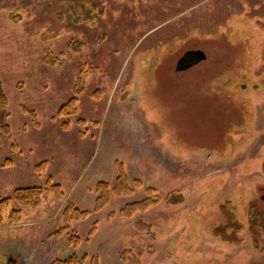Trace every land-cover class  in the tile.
Segmentation results:
<instances>
[{
	"label": "rangeland",
	"instance_id": "374dc122",
	"mask_svg": "<svg viewBox=\"0 0 264 264\" xmlns=\"http://www.w3.org/2000/svg\"><path fill=\"white\" fill-rule=\"evenodd\" d=\"M0 79V199L48 179L64 194L2 212L0 264H264V0H0ZM119 166L132 192L95 210ZM147 186L156 203L119 216ZM68 203L89 213L58 235Z\"/></svg>",
	"mask_w": 264,
	"mask_h": 264
},
{
	"label": "trees",
	"instance_id": "16d2710c",
	"mask_svg": "<svg viewBox=\"0 0 264 264\" xmlns=\"http://www.w3.org/2000/svg\"><path fill=\"white\" fill-rule=\"evenodd\" d=\"M54 60L48 62L52 63ZM76 96L70 97L66 102H64L59 108V114H69L73 113L76 109ZM24 112H28L32 118V121L35 126H38L39 123L36 118V114L33 110L23 107ZM9 115L8 111V100L7 97L2 89L1 79H0V131L4 134H10V125L7 122ZM67 124V122H63V125ZM45 162L42 161L39 166H36V170L38 172L44 170ZM261 170L264 172V157L262 158L261 162ZM47 184L45 186H26V187H17L12 191L10 196H6L0 199V223L2 212L10 206L12 203L16 204L8 214V220L10 223L18 222L20 219L21 209L20 206H37L39 204V199L42 194L44 193H52L57 199H61L64 197L62 190L58 183H52L50 179L47 180ZM50 182V183H49ZM134 183L139 186L140 181L138 179L134 180ZM96 197H95V210H100L103 208L109 201L111 194L115 195H127L132 192V188L128 183L126 178L125 172L121 166H119V171L116 176L114 184L111 186L106 181H98L96 184ZM146 196L144 198L133 200L130 202L125 203L119 209V216L130 218L136 212L144 211L148 207L152 206L158 200V195L156 194V189L151 186L145 187ZM166 200L170 203H178L183 200L182 193L180 191H170L165 196ZM89 212L86 210H82L78 207H75L73 204L68 203L62 210V220L63 226L59 230H57V234L61 235L62 233L66 232L70 228V222L72 220H78L84 218ZM112 214V213H111ZM110 214V215H111ZM136 226L138 229L143 230L144 225L143 223H137ZM249 231L251 237L254 241H256L255 235V228L251 224L249 225ZM221 229H216L217 234L222 233ZM221 232V233H220ZM68 243L72 247L79 246L81 239L76 234H70L68 237ZM86 258V254L79 255L77 253H71L63 258H57L56 260L50 262L49 264H82ZM120 258L122 261L129 263V264H139L138 257L133 255L130 251L124 250L120 253ZM91 264H97L96 258H93Z\"/></svg>",
	"mask_w": 264,
	"mask_h": 264
},
{
	"label": "flooded vegetation",
	"instance_id": "af4514ba",
	"mask_svg": "<svg viewBox=\"0 0 264 264\" xmlns=\"http://www.w3.org/2000/svg\"><path fill=\"white\" fill-rule=\"evenodd\" d=\"M197 53H202L201 51H193V50H190V51H186L179 59H178V62H179V64L181 63V64H186L187 65V63H188V61H192L191 60V57L192 56H194V55H197ZM18 255V254H17ZM17 255H11L10 257H9V261H10V264L11 263H14L15 262V264H17L16 262H18L17 261V258L18 257H16Z\"/></svg>",
	"mask_w": 264,
	"mask_h": 264
},
{
	"label": "water",
	"instance_id": "95a60500",
	"mask_svg": "<svg viewBox=\"0 0 264 264\" xmlns=\"http://www.w3.org/2000/svg\"><path fill=\"white\" fill-rule=\"evenodd\" d=\"M203 57V56H202Z\"/></svg>",
	"mask_w": 264,
	"mask_h": 264
}]
</instances>
